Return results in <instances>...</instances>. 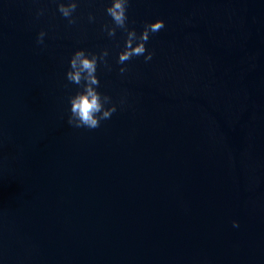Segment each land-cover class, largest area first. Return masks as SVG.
Segmentation results:
<instances>
[{"label":"water","instance_id":"obj_1","mask_svg":"<svg viewBox=\"0 0 264 264\" xmlns=\"http://www.w3.org/2000/svg\"><path fill=\"white\" fill-rule=\"evenodd\" d=\"M105 6L0 0V264H264V0H131L165 28L123 76ZM78 48L109 50L95 130L67 124Z\"/></svg>","mask_w":264,"mask_h":264},{"label":"clouds","instance_id":"obj_2","mask_svg":"<svg viewBox=\"0 0 264 264\" xmlns=\"http://www.w3.org/2000/svg\"><path fill=\"white\" fill-rule=\"evenodd\" d=\"M56 4V11L67 21L68 26L76 25L79 17L76 12L81 0H52ZM91 2V0H90ZM131 0H106L104 13L110 18L109 22L101 24L100 30L109 38H116L117 31L123 34V48L117 53L116 63L121 65L118 72L121 76L127 73V62L134 57H144V62H150L154 56L153 51L146 48V44L153 34L160 32L165 28V22L162 19L155 21H146L143 24L142 31L137 33L134 27H130L128 10ZM46 12V9L39 8L36 11V19H39ZM96 16L89 12L87 20L89 23L96 22ZM131 23H135L132 21ZM48 33L41 30L36 37V44L42 47L45 45V37ZM109 50L104 48L99 52L89 51L83 48L76 49L68 62V69L65 72V79L68 84L76 86L74 92L67 96V102L70 105L68 109L67 124L75 129L95 130L101 127V122L112 118L117 112V104L113 102L112 97L99 91L100 79L97 75L99 66L111 72L112 66L108 60ZM67 88L68 85L66 84ZM122 97L120 105L125 104ZM234 228L239 227V222L232 221Z\"/></svg>","mask_w":264,"mask_h":264}]
</instances>
